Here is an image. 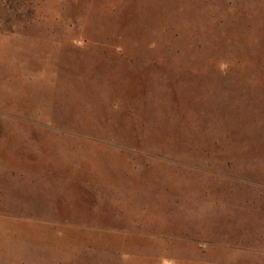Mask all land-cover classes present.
<instances>
[{
    "label": "rangeland",
    "instance_id": "1",
    "mask_svg": "<svg viewBox=\"0 0 264 264\" xmlns=\"http://www.w3.org/2000/svg\"><path fill=\"white\" fill-rule=\"evenodd\" d=\"M0 264H264V0H0Z\"/></svg>",
    "mask_w": 264,
    "mask_h": 264
}]
</instances>
